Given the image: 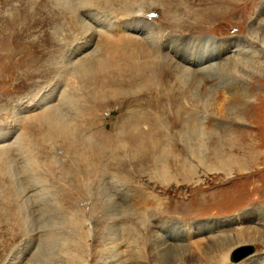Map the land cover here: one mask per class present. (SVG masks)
<instances>
[{
	"label": "rangeland",
	"instance_id": "obj_1",
	"mask_svg": "<svg viewBox=\"0 0 264 264\" xmlns=\"http://www.w3.org/2000/svg\"><path fill=\"white\" fill-rule=\"evenodd\" d=\"M139 116L142 172L123 137ZM0 264H264V0H0Z\"/></svg>",
	"mask_w": 264,
	"mask_h": 264
},
{
	"label": "bare ground",
	"instance_id": "obj_2",
	"mask_svg": "<svg viewBox=\"0 0 264 264\" xmlns=\"http://www.w3.org/2000/svg\"><path fill=\"white\" fill-rule=\"evenodd\" d=\"M145 14V12H140V14H138L139 15V17L141 18V20H140V23H143V24H150L151 22H148V21H146V20H144L142 17H143V15ZM147 15V14H146ZM158 15H160L159 13H158ZM161 16V15H160ZM111 23V22H110ZM153 23V22H152ZM151 23V24H152ZM110 26L111 25H109V24H104V27L107 29V30H110L111 28H110ZM114 28V27H113ZM116 28H117V26H116ZM123 31V30H122ZM134 31H137L140 35L139 36H142V37H144V41L143 42H151V41H153L152 39L154 38L153 36V33L152 32H150L149 30H145V29H143V27H141V25L140 26H137L135 29H134ZM106 32V31H105ZM109 32V31H108ZM110 33V32H109ZM121 34V33H120ZM133 34V33H132ZM130 35V34H129ZM111 36V35H110ZM113 36V35H112ZM138 37V36H137ZM142 37H140L141 39H142ZM105 38V37H104ZM131 38H132V36H131ZM134 38V37H133ZM122 39V38H121ZM137 39V38H136ZM106 40L108 41V42H110V39L108 38L107 39V37H106ZM113 40V39H112ZM133 41H135V40H133ZM113 42H114V45H118L119 44V42H120V40L118 39V40H116V41H114L113 40ZM113 42H110V43H113ZM142 41L140 42V43H143ZM147 42V43H148ZM109 43V44H110ZM121 43V42H120ZM153 43V42H152ZM124 44V43H123ZM151 44V43H150ZM150 44H146V45H149L150 46ZM154 44V43H153ZM127 45H128V43H127ZM111 46V45H110ZM123 46V45H122ZM109 47V46H108ZM144 47H145V45H144ZM148 47V46H147ZM87 47H85L84 49H86ZM112 48V47H111ZM126 48V47H125ZM142 48V47H141ZM149 48V47H148ZM83 49V50H84ZM147 49V48H146ZM153 50V49H152ZM145 52V51H144ZM147 52H148V49H147ZM154 52V51H153ZM106 53V52H105ZM104 53V54H105ZM146 53V52H145ZM151 53V52H150ZM106 55H107V53H106ZM155 55V54H154ZM103 56V55H102ZM109 57V56H108ZM161 58V57H160ZM89 59H91V57L89 58ZM202 60V59H201ZM87 61V60H86ZM91 61H93L92 59H91ZM170 61V60H169ZM103 62V61H102ZM112 62V61H111ZM113 62H114V60H113ZM162 63V62H161ZM82 64H83V62H82ZM209 64V63H208ZM218 64V63H217ZM97 65V64H96ZM113 66V65H112ZM111 66V67H112ZM125 66V65H124ZM216 66V65H215ZM110 64H109V62H107V61H105V62H103V63H99L98 64V66L96 67H93V69L90 71V70H88V69H86L85 71H84V73L87 75L89 72H91L93 75H94V81H96V83L97 84H95L96 86L98 85V83L100 82V79H101V77L103 76V74H106L108 71L107 70H110ZM132 67V66H131ZM134 67V66H133ZM132 67V68H133ZM158 67V66H157ZM152 68H153V66H152ZM152 68H150V70L152 69ZM168 68V67H167ZM210 68V67H209ZM149 69V68H148ZM160 69V68H159ZM81 70V69H80ZM95 70V71H94ZM153 70V69H152ZM118 71V70H117ZM171 71V70H170ZM173 72H174V70H173ZM90 73V74H91ZM161 73V72H160ZM187 73H188V71H187ZM114 74V73H113ZM177 74V73H176ZM84 75V74H83ZM162 75V74H161ZM151 76V75H150ZM87 77V76H86ZM90 77V76H89ZM182 77V76H181ZM109 78V77H108ZM177 78V77H176ZM90 79V78H89ZM92 80V79H91ZM113 80V79H112ZM164 80V79H163ZM111 81V80H110ZM153 81H154V79H153ZM156 81V80H155ZM154 81V82H155ZM165 81V80H164ZM92 83V82H91ZM102 83V82H101ZM108 83V82H107ZM162 83V82H161ZM176 83V82H175ZM154 84V83H153ZM152 84V85H153ZM172 84H174V83H172ZM93 85V84H92ZM91 85V86H92ZM94 85V86H95ZM160 85V84H159ZM164 85H166V84H163V87H164ZM104 86V85H103ZM111 86V85H110ZM114 86V85H113ZM174 86V85H173ZM98 87V86H97ZM96 87V88H97ZM109 87V86H108ZM127 87V86H126ZM154 87V86H153ZM161 86H159L158 88H160ZM166 87V86H165ZM168 87V86H167ZM170 87V86H169ZM95 88V87H94ZM93 88V89H94ZM117 88H118V86H117ZM157 88V87H156ZM92 89V90H93ZM161 89V88H160ZM168 89H170V88H168ZM95 90V89H94ZM108 90V89H107ZM113 90V89H112ZM114 90H115V88H114ZM118 90V89H117ZM154 90V89H153ZM158 90V89H157ZM166 90V89H165ZM111 91V90H110ZM120 91V90H119ZM123 91V90H122ZM161 91V90H160ZM163 91V90H162ZM170 91V90H169ZM91 92V91H90ZM108 93H110V92H108ZM164 93V92H163ZM91 94V93H90ZM97 93H93V101H94V105L97 107L98 106V108L100 107V106H102L103 104H105L103 101H101L99 98H101V97H97V95H96ZM112 94V92L109 94V95H111ZM119 94V93H118ZM159 94V93H158ZM108 95V94H107ZM113 95V94H112ZM121 95V94H120ZM124 96V95H123ZM155 96H157V95H155ZM88 97V96H87ZM143 97H145V96H143ZM103 98V97H102ZM117 98V97H116ZM155 98V97H154ZM158 98V97H157ZM103 99H105V98H103ZM169 99V98H168ZM176 99H177V97H176ZM155 100V99H154ZM157 100V99H156ZM155 100V101H156ZM64 103H66V104H64V106H66L65 108H69V110H71V107H69V106H74L75 107V105H77V107H79V105H80V108L82 107V105L80 104V102L78 103V101L77 100H75V99H72V98H70V99H67L66 100V98H64ZM169 101V100H168ZM178 101V100H177ZM103 102V103H102ZM170 102V101H169ZM172 102V101H171ZM171 102H170V104H171ZM175 102V101H174ZM176 103V102H175ZM169 104V105H170ZM63 106V107H64ZM86 106V105H85ZM84 106V107H85ZM172 106H174V104H172ZM89 107V106H88ZM104 107V106H103ZM102 107V108H103ZM83 108V107H82ZM101 108V109H102ZM161 108V107H160ZM175 108H176V106H175ZM92 109V108H91ZM97 109V108H96ZM95 109V110H96ZM144 109H145V107H144ZM149 109V108H148ZM173 109V108H172ZM178 109V108H177ZM82 110V109H81ZM175 110V109H174ZM79 111V110H78ZM84 111V110H83ZM148 111V110H147ZM176 111V110H175ZM179 111H180V109H179ZM50 112V111H49ZM48 112V113H49ZM180 112H182V111H180ZM55 113V112H54ZM80 113V112H79ZM90 113V112H89ZM144 113V112H143ZM148 113V112H147ZM164 113H165V111H164ZM177 113V112H176ZM50 114V113H49ZM86 114V113H85ZM88 114V113H87ZM86 114V115H87ZM92 114V113H91ZM90 114V115H91ZM95 114V113H94ZM135 114V113H134ZM168 114V113H167ZM178 114V113H177ZM68 115V114H67ZM80 115V114H79ZM93 115V114H92ZM133 115V114H132ZM137 116L139 115V114H136ZM142 115V114H141ZM176 115V114H175ZM47 115H45V118H44V120H45V123L46 124H49V128H48V134H47V136L48 137H61V138H63V139H65L67 142H70L71 140H72V136H73V134H77V131H78V129L77 130H75V129H71L68 125H65L64 124V122H62V120H60V119H58L56 116H54V115H52V114H50L49 116H47ZM69 116V115H68ZM81 116H82V114H81ZM164 116V115H163ZM44 117V116H43ZM42 117V118H43ZM73 117V116H72ZM155 117V116H154ZM82 118H83V116H82ZM130 118V117H129ZM126 120V119H125ZM160 120V119H159ZM176 120V119H175ZM41 121H43V120H41ZM148 121V120H147ZM144 118H142V117H131V119H129L128 121H126V124L124 125V127L123 128H125V130H124V134H123V137H124V135H125V133H127V139L126 140H128V145H129V147L131 148H134V151H135V155H138L139 157H140V159H139V161L135 164L136 165V167H138L139 169H140V171L142 172V171H145V167H146V160H145V156L144 155H146L145 154V152H144V149H145V147H146V139H145V130H144V125H145V123H148L149 125H150V123L151 122H147ZM156 121V120H155ZM122 124H124V122H121ZM156 123V122H155ZM159 123V122H158ZM121 124V125H122ZM120 125V124H119ZM118 127V126H117ZM121 127V126H120ZM151 129H152V124H151ZM119 130V129H118ZM121 130V129H120ZM153 131V130H152ZM80 132V131H79ZM107 134V133H106ZM112 135V134H111ZM115 135V134H114ZM113 135V136H114ZM109 136H110V134H109ZM108 136V137H109ZM116 136H118V135H116ZM116 136H114V137H116ZM126 136V135H125ZM157 136V135H156ZM111 137V136H110ZM149 137V136H148ZM111 138H113V137H111ZM110 138V139H111ZM153 138V137H152ZM153 139H155V138H153ZM52 140V139H51ZM77 140V139H76ZM87 142H80V143H78V140H77V143L80 145V147H81V157H80V160H81V162H82V164H83V167H85L84 169H85V172L86 173H91V171L92 170H94V169H96L97 167H96V156H98L97 155V153H96V147H97V142H96V140L95 139H93V137H89V138H86L85 139ZM147 140H148V138H147ZM158 140V139H157ZM73 141V140H72ZM92 141V142H91ZM107 141V140H106ZM111 141V140H110ZM125 141V140H124ZM156 141V140H155ZM99 142V141H98ZM107 144H111V143H106L105 145H107ZM84 145V146H83ZM113 145V144H112ZM147 145H149V143H147ZM155 145V144H154ZM153 145V146H154ZM110 146V145H109ZM99 147V146H98ZM116 147V146H115ZM111 148H113V147H111ZM157 146L155 145V147H154V151L153 152H157L158 150H157ZM108 149H110V147L108 148L107 147V150ZM152 149H153V147H152ZM101 150V149H100ZM113 150V149H112ZM114 150H115V148H114ZM122 150V149H121ZM131 150V149H130ZM221 150V149H220ZM132 151V150H131ZM148 151V150H147ZM110 152V151H109ZM108 152V153H109ZM118 153L119 152H121V151H117ZM126 153V152H125ZM133 153V152H132ZM252 153H254V150L252 151ZM127 154V153H126ZM161 154V153H160ZM125 155V154H124ZM124 155H123V157H124ZM169 155V154H168ZM14 156V155H13ZM121 156V155H120ZM154 156H155V154H154ZM161 156V155H160ZM160 156H158V158H153L154 160L153 161H150L149 162V166L148 167H153L154 169H153V171H155L156 170V172L157 173H159V165H158V160L160 161V158L162 157H160ZM100 157V156H99ZM115 157V156H114ZM147 157V156H146ZM153 157V156H152ZM152 157H150V158H152ZM225 159H220V158H218V162H216V164H218L219 166H221V167H225V168H228V169H232L231 167H233L234 168V166L236 167V166H238L236 163H238V160L234 157V156H227V155H225ZM166 157H164L163 159H165ZM123 159V158H122ZM131 159H133V158H131ZM163 159H162V161H163ZM166 159H168V158H166ZM170 159V158H169ZM175 159V158H174ZM113 160V159H112ZM203 160V159H202ZM103 161V160H102ZM101 162V161H100ZM109 162V161H108ZM165 162V161H164ZM244 162V161H243ZM115 163V162H114ZM159 163H161V162H159ZM103 164V163H102ZM243 167H244V164L243 163H240ZM151 165V166H150ZM160 166H162L161 164H160ZM238 167H240L241 168V166H238ZM148 169V168H147ZM150 170V169H149ZM151 171V170H150ZM152 172V171H151ZM136 173H139L138 171H136ZM143 174V173H142ZM146 174V173H145ZM148 175H150V174H148ZM161 175V174H160ZM143 176H144V174H143ZM143 176L141 177V180L143 179ZM162 176V175H161ZM140 178V177H139ZM159 178V177H158ZM158 178H156V179H158ZM143 185V184H142ZM141 190H143V189H141ZM42 198V197H41ZM183 251V250H182ZM250 256H252V255H250Z\"/></svg>",
	"mask_w": 264,
	"mask_h": 264
},
{
	"label": "water",
	"instance_id": "obj_3",
	"mask_svg": "<svg viewBox=\"0 0 264 264\" xmlns=\"http://www.w3.org/2000/svg\"><path fill=\"white\" fill-rule=\"evenodd\" d=\"M253 252H254V249L251 246L240 247L232 253L231 261L234 263H238L242 261L243 259L247 258L248 256H250Z\"/></svg>",
	"mask_w": 264,
	"mask_h": 264
}]
</instances>
